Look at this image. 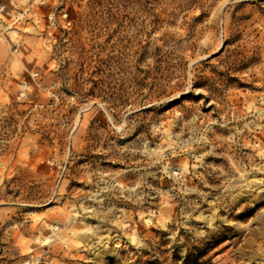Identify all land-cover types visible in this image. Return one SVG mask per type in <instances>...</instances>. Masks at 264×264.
Segmentation results:
<instances>
[{
	"label": "rangeland",
	"instance_id": "rangeland-1",
	"mask_svg": "<svg viewBox=\"0 0 264 264\" xmlns=\"http://www.w3.org/2000/svg\"><path fill=\"white\" fill-rule=\"evenodd\" d=\"M0 264H264V0H0Z\"/></svg>",
	"mask_w": 264,
	"mask_h": 264
}]
</instances>
